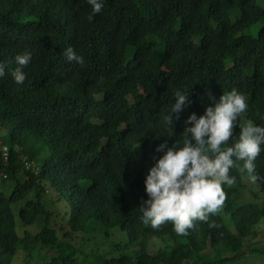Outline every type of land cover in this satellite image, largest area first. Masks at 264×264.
Instances as JSON below:
<instances>
[{
  "label": "trees",
  "instance_id": "obj_1",
  "mask_svg": "<svg viewBox=\"0 0 264 264\" xmlns=\"http://www.w3.org/2000/svg\"><path fill=\"white\" fill-rule=\"evenodd\" d=\"M259 1L101 0L103 11L89 21L88 0H0L5 65L0 127L7 131L3 141L9 149L5 164L0 147V174L11 187L8 196L0 191V264H10L30 240L28 233L16 232L13 206L18 205L24 226L42 223L38 243L58 252L43 264H78V252L68 242L74 234L107 230L108 235L116 228L130 243L115 247L139 250L118 257L94 252L92 264H234L264 253L254 248L264 202L261 207L237 203L248 176L241 171L243 162L230 173L237 183L224 186V210L237 235L218 215L210 217L216 228L201 223L187 236H178L171 223L154 230L143 223L140 208L149 199L146 177L164 154L156 148L165 141L169 148L182 147L191 114L204 115L236 89L248 102L241 123L264 126V5ZM256 26V35L247 33ZM68 47L84 58L83 66L66 61ZM25 52L32 61L24 69L25 83L17 85L15 57ZM177 90L193 101L179 119L171 112ZM171 115L169 136L164 118ZM240 132L237 124L225 148ZM22 157L37 170L26 171ZM255 164L264 194V151ZM49 189L71 204L59 228L57 213L47 205ZM153 237L176 245L150 253ZM208 251L216 258L203 261Z\"/></svg>",
  "mask_w": 264,
  "mask_h": 264
},
{
  "label": "clouds",
  "instance_id": "obj_2",
  "mask_svg": "<svg viewBox=\"0 0 264 264\" xmlns=\"http://www.w3.org/2000/svg\"><path fill=\"white\" fill-rule=\"evenodd\" d=\"M88 3L92 6V14L88 17L91 21L95 14L103 11L104 5L101 0H88ZM63 56L69 63L84 64V58L72 47L63 50ZM15 60L17 67L12 76L17 85H23L27 79L24 69L31 63L32 54H19ZM4 76L5 65L0 62V77ZM174 95L176 100L171 112L179 119L178 114L193 101L189 94L179 90ZM247 112L246 97L233 89L224 93L214 108L208 107L204 115L197 117L193 113L188 117L185 124L192 126L185 127L182 147L169 148L165 141L156 148L157 152L164 154L145 180L149 199L140 207L145 225L150 223L152 229L160 230L171 223L178 236L198 231L201 223L216 228L210 217L218 214L226 203L228 197L224 186L232 188L237 183V178L230 174L231 170L241 168L239 162H243L241 171L247 173L252 183L261 179L255 161L264 151V126H257L251 120L241 123V117ZM164 120L169 126V136H172V115ZM237 124L241 128L239 138L233 146L225 148Z\"/></svg>",
  "mask_w": 264,
  "mask_h": 264
},
{
  "label": "rangeland",
  "instance_id": "obj_3",
  "mask_svg": "<svg viewBox=\"0 0 264 264\" xmlns=\"http://www.w3.org/2000/svg\"><path fill=\"white\" fill-rule=\"evenodd\" d=\"M260 5H264V0L259 1ZM258 27H253L251 30H248L247 33L252 35H256ZM138 89L141 90L140 85H137ZM0 137L2 140L7 139V131L3 130L0 127ZM227 145V144H226ZM224 145V147H226ZM41 161V158L38 162ZM2 175L0 174V191H4V193L8 196L11 191L10 185H5L2 183ZM89 184V182H85ZM244 187L241 189V192L238 196V204L242 203H252L256 207H261L264 202V194L260 192V187L258 183H252L250 177L246 176L243 180ZM47 205L48 207L57 213L55 217L57 219L56 227L64 226V223L69 218V214L71 211V204L65 198L61 201L59 200L58 194L55 193L52 189H49L47 193ZM237 204V205H238ZM19 206H13L15 222H16V232L22 237L25 233L30 235V240L28 243L20 245L19 251L16 256L13 258L10 264H43L44 262L50 261L53 257L58 255L56 251H50L44 247H42L38 241L35 239L36 234L42 228V223L38 222L35 225L24 226L19 218ZM223 209L216 215H218L222 221L224 222L227 229L234 235H237L236 227L231 219L230 213L226 212ZM150 224V223H149ZM54 225V222H53ZM107 230H103L101 233L93 234H74L68 242L70 245L77 250L78 252V264H92L93 263V254L94 252L105 254L108 257H118L121 254L125 253L128 255H134L139 248L136 246H131L129 249L123 248L121 250L119 247H115V245H126L130 243L128 234L120 229H112L108 235H106ZM256 231L259 236L256 240H254V248L264 249V219L259 223L256 227ZM60 237L62 235L58 232ZM62 239V238H61ZM176 243L173 239H162L153 237L149 240L148 251L150 253L158 252L160 249L170 250L174 247ZM206 255L201 258L203 261L207 259H215L216 255L208 251L205 253ZM234 264H264V253H250L244 257H242L238 262Z\"/></svg>",
  "mask_w": 264,
  "mask_h": 264
},
{
  "label": "built area",
  "instance_id": "obj_4",
  "mask_svg": "<svg viewBox=\"0 0 264 264\" xmlns=\"http://www.w3.org/2000/svg\"><path fill=\"white\" fill-rule=\"evenodd\" d=\"M0 147L2 149V156L4 158V163L6 164L9 158V149L1 138H0ZM22 162H23L24 169L26 171H36L37 170L36 163L33 161H30L28 158L22 157ZM2 177L4 179L7 178L6 175H2Z\"/></svg>",
  "mask_w": 264,
  "mask_h": 264
}]
</instances>
